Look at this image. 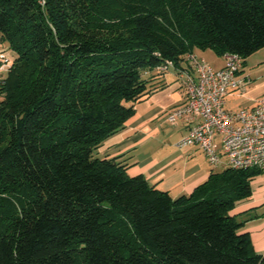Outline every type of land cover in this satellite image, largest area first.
<instances>
[{"label":"trees","instance_id":"1","mask_svg":"<svg viewBox=\"0 0 264 264\" xmlns=\"http://www.w3.org/2000/svg\"><path fill=\"white\" fill-rule=\"evenodd\" d=\"M0 43L16 54L0 87V264H264L232 215L264 171L226 167L173 198L95 156L165 61L210 50L244 67L264 48V0H0Z\"/></svg>","mask_w":264,"mask_h":264},{"label":"crops","instance_id":"2","mask_svg":"<svg viewBox=\"0 0 264 264\" xmlns=\"http://www.w3.org/2000/svg\"><path fill=\"white\" fill-rule=\"evenodd\" d=\"M210 65L220 69L224 61L218 67ZM244 77V73L239 75V78ZM249 82L242 89L229 92L226 96L228 110L234 112L251 107L264 96L263 85L247 87ZM148 86L155 89L135 104V113L125 123V128L103 142L95 156L117 158L126 165L129 176L141 175L151 186L168 192L173 198L190 194L211 173L224 170L226 160L212 166L197 146L177 147V142L193 124L185 119L173 124L167 121L169 113L186 100L183 80L177 71L169 70L155 77ZM260 177L262 185L257 193L252 191L251 197L238 203L232 211L235 219L243 223L241 232L250 235L256 254H264V173Z\"/></svg>","mask_w":264,"mask_h":264},{"label":"built area","instance_id":"3","mask_svg":"<svg viewBox=\"0 0 264 264\" xmlns=\"http://www.w3.org/2000/svg\"><path fill=\"white\" fill-rule=\"evenodd\" d=\"M185 68L177 69L182 77L185 103L172 110L167 121L178 119L192 122L186 134L177 142L178 148L197 146L212 166L222 159L234 170L258 169L264 171V96L256 103L238 111L226 107V96L232 90L242 89L249 80L243 74V60L235 54L224 55V65L213 68L195 53L185 55ZM13 65L5 50L0 49V87ZM172 62L165 61L158 70H174Z\"/></svg>","mask_w":264,"mask_h":264},{"label":"rangeland","instance_id":"4","mask_svg":"<svg viewBox=\"0 0 264 264\" xmlns=\"http://www.w3.org/2000/svg\"><path fill=\"white\" fill-rule=\"evenodd\" d=\"M0 49L5 50L11 59H14L16 57V54L13 50H6L4 43L2 44L0 43ZM195 53L197 55L199 54L200 57H203L207 63L212 64L215 67L221 65V62L223 61V59L216 56L210 50H208L206 53L199 50H195ZM243 73L246 77H248L250 81L249 84H247V87H252L256 84L258 85L260 84L264 86V48L256 51L254 54H252L245 60ZM259 178L261 177L260 176L255 177L251 183L252 191L255 192V194L257 193L258 187L262 185V182L259 181L260 180Z\"/></svg>","mask_w":264,"mask_h":264}]
</instances>
